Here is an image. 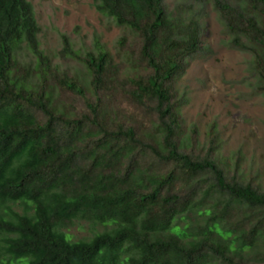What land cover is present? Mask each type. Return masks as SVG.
Returning <instances> with one entry per match:
<instances>
[{
    "label": "trees",
    "instance_id": "1",
    "mask_svg": "<svg viewBox=\"0 0 264 264\" xmlns=\"http://www.w3.org/2000/svg\"><path fill=\"white\" fill-rule=\"evenodd\" d=\"M93 3L139 45L123 78L108 53L86 54L85 86L40 50L31 3L0 0V264H264V188L212 145L182 149L173 84L201 49L198 20L184 23L164 0ZM213 5L264 95V0ZM22 44L33 63L19 61ZM54 87L83 111L59 108ZM115 93L151 131L121 119ZM83 224L91 234L74 239Z\"/></svg>",
    "mask_w": 264,
    "mask_h": 264
},
{
    "label": "rangeland",
    "instance_id": "2",
    "mask_svg": "<svg viewBox=\"0 0 264 264\" xmlns=\"http://www.w3.org/2000/svg\"><path fill=\"white\" fill-rule=\"evenodd\" d=\"M27 1L39 26V48L59 72L86 86L88 74L82 58L106 52L118 64L121 78L133 74L131 63L138 38L98 12L93 0ZM164 5L184 23L193 18L200 25L201 49L186 59L173 84L181 106L179 136L187 146L182 149L204 151L212 145L214 157L228 170H236L264 188V95L256 83L251 53L231 45V34L213 0H164ZM63 36L75 56L60 54ZM121 38H125L122 45ZM16 54L22 64L35 61L24 44ZM116 94L114 99L122 106L121 119L136 124L139 131H151V118L118 94L117 100ZM53 96L61 109L73 113L84 109L81 98L57 87ZM83 225L71 230L74 239L91 234Z\"/></svg>",
    "mask_w": 264,
    "mask_h": 264
}]
</instances>
